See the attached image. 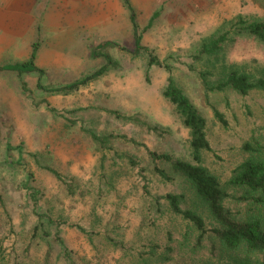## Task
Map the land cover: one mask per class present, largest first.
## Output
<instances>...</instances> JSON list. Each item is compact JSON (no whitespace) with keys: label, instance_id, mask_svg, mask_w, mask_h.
Instances as JSON below:
<instances>
[{"label":"rangeland","instance_id":"1","mask_svg":"<svg viewBox=\"0 0 264 264\" xmlns=\"http://www.w3.org/2000/svg\"><path fill=\"white\" fill-rule=\"evenodd\" d=\"M128 1L141 34L138 49L122 0H7L0 6V65L27 59L34 49L42 69L0 70V264L232 260L210 236L196 244V229L163 196L181 194V207L199 213L209 228L207 209L190 183L148 150L192 161L189 130L162 95L168 65L205 118L210 149L201 151V163L228 193L224 204L245 214L241 190L228 179L243 160L264 158V90L205 91L199 73L210 84L231 70L264 76V39L231 31L222 50L195 56L236 17L264 19V0ZM149 53L160 64L149 63ZM103 65V73L78 88L50 90ZM257 144L259 150L246 147ZM235 255L264 259V251Z\"/></svg>","mask_w":264,"mask_h":264},{"label":"trees","instance_id":"2","mask_svg":"<svg viewBox=\"0 0 264 264\" xmlns=\"http://www.w3.org/2000/svg\"><path fill=\"white\" fill-rule=\"evenodd\" d=\"M122 1L130 11V20L133 24L134 45L138 49L140 48L139 42L141 34L136 31L134 12L128 0ZM231 31H245L260 39H264V19L246 20L241 16L236 17L230 23L229 28L220 31L207 41L202 42L196 51L195 58L215 54L222 50L224 45L230 40L229 33ZM34 53L35 50L33 49L27 59L0 65V70H12L17 73L36 71L38 74H41L42 69L35 66ZM148 57L149 63L160 64V61L155 55L149 53ZM107 62H110L109 58H107ZM105 69L106 65H103L79 80L50 90H72L78 88L80 85L87 83L89 80L103 73ZM166 69L168 70V75L166 84L162 90V95L173 104L176 112L181 117L182 123L189 130V147L191 149L192 161L173 157L170 153L164 151L157 152L155 150H148V153L153 160L167 162L173 172L182 175L190 183L200 202L207 209L213 224L207 228L204 218L199 213L189 208H182L180 205L183 198L181 194L167 193L163 197L167 200L170 209L174 213L180 215L196 229L198 232L196 244H200L201 240L207 235L217 241V248L222 249L225 253H233L231 261H219L216 264H264V259L251 260L235 255V252L239 249L246 250V252L264 251V158L259 156L249 157L243 160L237 164L233 174L228 179V184L241 190L237 196V200L244 201L247 204L245 214L238 216L224 204V200L228 196L225 188L220 184L218 178L209 172L201 163V151L210 149L205 131V118L198 112L189 97L175 83L168 65H166ZM199 75L205 91H220L225 88H231L241 94H246L254 88L264 90V76L252 78L246 72L231 70L220 80L210 84L206 80L204 73L201 72ZM39 79L36 81V86L41 88ZM213 114L219 122L226 125V120L215 108H213ZM246 147L252 150H259L260 148L258 144L255 148L251 147V145H246ZM47 169L55 177L64 182L63 177L58 171L49 167ZM153 169L162 178H170L168 173L159 166L154 165ZM66 185L70 189V185L68 183ZM248 210L251 211L248 212ZM65 256L68 262H72L69 250L65 251ZM11 264L21 263L14 261Z\"/></svg>","mask_w":264,"mask_h":264},{"label":"crops","instance_id":"3","mask_svg":"<svg viewBox=\"0 0 264 264\" xmlns=\"http://www.w3.org/2000/svg\"><path fill=\"white\" fill-rule=\"evenodd\" d=\"M7 1V0H6ZM6 1L0 0L1 4L0 6L3 7V3H5ZM7 4V3H6Z\"/></svg>","mask_w":264,"mask_h":264}]
</instances>
